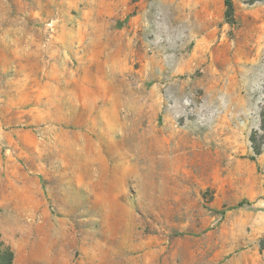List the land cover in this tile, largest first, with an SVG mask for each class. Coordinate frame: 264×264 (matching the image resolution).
Segmentation results:
<instances>
[{"label":"rangeland","instance_id":"obj_1","mask_svg":"<svg viewBox=\"0 0 264 264\" xmlns=\"http://www.w3.org/2000/svg\"><path fill=\"white\" fill-rule=\"evenodd\" d=\"M234 8L0 0L15 264H264V0Z\"/></svg>","mask_w":264,"mask_h":264},{"label":"trees","instance_id":"obj_2","mask_svg":"<svg viewBox=\"0 0 264 264\" xmlns=\"http://www.w3.org/2000/svg\"><path fill=\"white\" fill-rule=\"evenodd\" d=\"M225 5H226V18L227 20L233 22L235 19L234 0H225ZM263 136H264V126H263ZM253 141L256 142V139L254 137H253ZM255 150L257 154L261 153V146L255 145ZM261 247L264 250V239L261 242ZM14 259H15L14 251L10 246L0 247V264H15Z\"/></svg>","mask_w":264,"mask_h":264}]
</instances>
